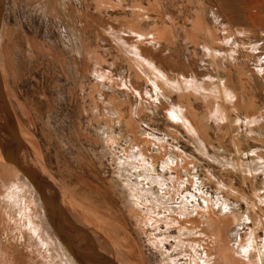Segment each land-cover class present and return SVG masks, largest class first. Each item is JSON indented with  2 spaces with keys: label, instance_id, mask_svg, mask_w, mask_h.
<instances>
[{
  "label": "rangeland",
  "instance_id": "1",
  "mask_svg": "<svg viewBox=\"0 0 264 264\" xmlns=\"http://www.w3.org/2000/svg\"><path fill=\"white\" fill-rule=\"evenodd\" d=\"M0 4V71L22 155L70 216V225L60 218L67 234L70 227L91 238V258L75 242L79 257L93 264H264V131L249 117L261 115L264 127V0ZM242 27L259 35L245 37ZM211 31L231 39L216 42ZM206 47L226 56H210ZM147 62L199 91L163 80L157 88ZM225 87L239 100H227ZM0 106V264H79L39 193L4 158L15 136L1 96ZM175 107L185 108L190 126L170 116ZM197 206L205 217L184 233L190 244L169 224L180 207ZM249 238L263 256L245 263L239 250Z\"/></svg>",
  "mask_w": 264,
  "mask_h": 264
},
{
  "label": "bare ground",
  "instance_id": "2",
  "mask_svg": "<svg viewBox=\"0 0 264 264\" xmlns=\"http://www.w3.org/2000/svg\"><path fill=\"white\" fill-rule=\"evenodd\" d=\"M1 1V0H0ZM1 5V4H0ZM2 7H3V5H2ZM0 30H1V28H0ZM231 30V29H230ZM239 30V29H238ZM213 31V30H212ZM211 31V35H214L213 37H215V41L217 42V41H219V43L220 42H222V43H227L226 41H228V40H230L231 39V36L230 37H225V39L224 40H220V39H218V37L215 35V32H212ZM132 32V31H131ZM228 32V31H227ZM239 32L240 33H242V34H244L245 35V37L247 36H250V35H252V33H254L255 34V36H257V35H259V29H257L256 30V28H254V29H247V30H245V29H243V27L239 30ZM135 32H133V34H134ZM136 33H137V35H139L140 37H145V39H147L146 38V36L148 35H146V36H143V34H141V33H139V31H137L136 30ZM225 33V32H224ZM264 33V32H263ZM155 33H153V35H154ZM261 36V35H260ZM151 36H149V38H150ZM152 38V37H151ZM156 38V37H155ZM138 39V38H137ZM154 39V38H153ZM140 40V39H139ZM141 41H142V39H141ZM227 45V44H226ZM228 46V45H227ZM133 47V46H132ZM138 47V46H137ZM251 47V46H250ZM136 48V47H135ZM211 48V47H210ZM210 48H208V47H206V51L209 53V55L210 56H214V57H216V58H218V57H222V56H226V53H224V52H221V51H216V50H213L212 48L210 49ZM260 48V46H258V44H254L253 45V47L251 48L252 49V51H257V49H259ZM139 49V48H138ZM133 50V54L137 57V58H139L141 55H139V53H138V51L136 50V49H132ZM143 51V50H142ZM259 51V50H258ZM140 53H141V51H140ZM144 54V53H143ZM228 54V53H227ZM143 58V57H142ZM140 59V58H139ZM219 59V58H218ZM144 60V59H143ZM141 61V60H140ZM140 61H138V62H140ZM150 61V60H149ZM261 63H262V61H260ZM147 65H148V68H149V71H151L152 72V76H153V79H152V82L155 84V86L157 87V88H160V89H162L161 88V86L157 83L158 81L159 82H162V80L163 81H165V83H166V85L167 86H169V87H173V89H175V90H177V91H181V90H183V89H185L186 90V88L185 87H187V88H189L190 90H198L199 91V89H197L196 87H195V84L194 83H191V82H188V81H185L184 82V86H182V84L180 83V82H178V81H173V80H170L169 78H168V76L161 70V69H159V68H157L156 66H155V64L154 63H151V62H147ZM141 66H142V64H141ZM146 66V65H145ZM145 68V67H144ZM146 68H147V66H146ZM146 68H145V70H146ZM261 74H263L262 73V69H257ZM144 72V71H143ZM150 72V73H151ZM1 76H2V74H1ZM151 78V77H150ZM2 79H3V76H2ZM3 83H4V81H3ZM223 85H224V83H223ZM222 85V86H223ZM199 87V86H198ZM215 88V87H214ZM221 88V87H220ZM218 90V89H217ZM216 89H213V90H211V92L212 93H216V92H218ZM222 90V89H221ZM221 90H219V91H221ZM163 91V90H162ZM165 91V90H164ZM223 91V90H222ZM224 94H225V96H226V98H227V100H229L231 103H235V101H237V100H239V94H236L234 91H232L231 89H229V88H224ZM217 96V95H216ZM234 105V104H233ZM218 107V106H217ZM178 108H180V107H178ZM218 111V110H217ZM0 112H3V109H2V107L0 106ZM218 113H219V111H218ZM2 116V117H1ZM1 116H0V121H1V119H5V117L1 114ZM170 116H172V117H174L176 120H177V122L179 121V122H182V123H185L186 125H188V126H190L189 125V120H188V118H187V116H186V113H185V108L184 107H181L180 109H177L176 107L175 108H173L172 110H170ZM219 116V115H218ZM259 116H261V115H259ZM259 116H256V115H251V116H249L250 117V123L251 124H259V125H261V126H258V127H260V133L261 132H263L264 131V127H263V125L260 123L261 121H262V118L260 119V117ZM226 120V119H225ZM224 120V121H225ZM240 121V120H239ZM6 127H8V129H9V126H6ZM187 127V126H186ZM193 127V126H192ZM189 129V131H191V132H194L193 131V129L191 128V127H189L188 128ZM197 130V129H196ZM0 131H3V132H5L6 130H5V127L2 125V127L0 126ZM11 131V130H10ZM196 133V132H195ZM3 135V134H2ZM196 135H198V133L196 134ZM151 138H153V137H151ZM24 145V144H23ZM1 151V150H0ZM23 152L25 151V150H22ZM26 151H27V149H26ZM23 152H21V156H20V164L22 165V166H24V167H26V168H31V166L33 165V160L31 159V158H29L28 156H26L25 154L24 155H22L23 154ZM184 152V151H183ZM29 154H30V152H29ZM23 156H24V159H22L23 158ZM138 156V155H137ZM140 157V156H139ZM138 158V157H137ZM141 161V160H140ZM144 161V160H143ZM38 164V163H37ZM40 164V163H39ZM169 165V164H168ZM38 166V165H37ZM33 167V166H32ZM41 168V167H40ZM43 168V167H42ZM40 169V170H42V171H45L44 169ZM33 169H34V167H33ZM32 170V169H31ZM34 171H35V169H34ZM33 171V172H34ZM49 176V175H48ZM50 182V181H49ZM45 184V183H44ZM35 189V188H34ZM36 190V189H35ZM34 191V190H33ZM43 191H44V193H45V195L49 198V200H51V201H53L54 199H55V197L53 196V194H52V192H51V190L50 189H43ZM30 192V191H29ZM135 200L139 203V205L141 204V203H144V201H143V198H142V196L140 197L139 195H137V194H135ZM135 203V202H134ZM196 209L194 210V211H192V212H190V211H188V210H186V208L183 210L181 207L179 208V210H178V212L177 213H174V217L170 220V224H169V227H177V229H178V231H179V233H180V238H182V240H184V241H190V240H187V239H185V237L184 236H186V235H184V233L185 232H187L186 230H192V229H196L197 228V226H198V224H199V221H200V219L201 218H204L205 217V213L202 211V212H200V206H197V207H195ZM35 212V211H34ZM182 212L183 213H185L186 215L184 216V217H181L180 215L182 214ZM64 213V212H63ZM257 213V212H256ZM151 214V213H150ZM66 215H67V213H66ZM31 216V215H30ZM63 217H62V219H63V221L65 222V224H68V225H70L71 224V219H70V216L69 215H67V216H65V213L62 215ZM32 217V216H31ZM154 217V216H153ZM156 217V216H155ZM154 217V218H155ZM34 218V217H33ZM148 218V217H147ZM153 218V219H154ZM30 219V218H29ZM35 219V218H34ZM211 219V218H210ZM31 221H32V219H31ZM63 222V223H64ZM37 223V222H36ZM86 225V224H85ZM33 226V225H32ZM33 228V227H32ZM38 228H40L39 226H38ZM68 228V232H69V234L68 235H70V238H71V243L73 244V249L75 250V252L76 253H78V254H80V255H82V253H80L79 251H77L76 249H75V245H77V244H75V242H79V245H84V250L85 249H87V250H85L87 253H89V258H91L90 257V255H91V249H90V243H89V241L91 240V238H89L88 236H85L84 234L82 235V236H80V235H76L75 236V233H74V230L72 229V228H70V227H67ZM35 229V228H34ZM40 230V229H39ZM71 230V231H70ZM87 231V230H86ZM196 232H198V230H194V231H191V236L192 237H194V238H196V239H198V236L199 235H197V233ZM90 233V232H89ZM88 233V234H89ZM96 234V233H95ZM38 235V234H37ZM89 236H91V234H89ZM179 237H178V239H179ZM191 237V238H192ZM216 237V236H215ZM75 238V239H74ZM85 238V239H84ZM41 239V238H40ZM39 239V240H40ZM87 239V240H86ZM214 239V238H213ZM42 240V239H41ZM89 240V241H88ZM181 240V241H182ZM92 241V240H91ZM183 242V241H182ZM193 242H195V241H192L191 240V243L190 244H193ZM206 242H209L210 244H211V240L209 239L208 241H206ZM40 243H42V241L40 242ZM43 243H45V242H43ZM102 243V242H101ZM45 245H46V243H45ZM78 246V245H77ZM79 247V246H78ZM81 247V246H80ZM79 247V248H80ZM82 251V250H81ZM90 251V252H89ZM260 251H262L263 252V250H262V248H260L259 247V245L255 242V240L253 239V238H249V240L247 241V243H246V245H244L243 247H242V249L241 250H239V255H241L242 257H244V262L246 263H249V261H246V260H250V258L254 255V254H259V256H263V255H261L260 254ZM49 252V251H48ZM254 257V256H253ZM76 259V258H75ZM80 259L84 262V263H86V264H93V262H90V260L89 259H85L83 256H80ZM76 261H77V259H76ZM78 262V261H77ZM103 262V261H102ZM105 262V261H104ZM206 262V261H205ZM79 263V262H78ZM207 263V262H206ZM80 264V263H79ZM251 264V263H250Z\"/></svg>",
  "mask_w": 264,
  "mask_h": 264
},
{
  "label": "water",
  "instance_id": "3",
  "mask_svg": "<svg viewBox=\"0 0 264 264\" xmlns=\"http://www.w3.org/2000/svg\"><path fill=\"white\" fill-rule=\"evenodd\" d=\"M0 28H1V21H0ZM0 96H1V102L4 105L7 115L9 117V120H10L11 130L15 136V146L12 152L5 150L4 147L2 148L4 158L7 161L16 165L19 168V170L22 172V174L34 186L36 191L39 193L41 200L43 201V204L47 211V215L49 216V219L51 221V225L56 231L58 237L64 242L68 251L77 259V261L80 264H86L80 259L78 254L73 249V244L71 243V239L69 235L67 234L63 226V223H61L60 218L62 217V214H63L61 207L57 204L55 205L53 201L49 200V198L45 195L43 191V187H42L43 185L42 179L35 172L31 171L29 168H26L20 164V156L23 150V140H22V137L19 131L17 120L15 118V115L11 109L10 103L6 96L5 87H4L3 79L1 76V71H0Z\"/></svg>",
  "mask_w": 264,
  "mask_h": 264
},
{
  "label": "crops",
  "instance_id": "4",
  "mask_svg": "<svg viewBox=\"0 0 264 264\" xmlns=\"http://www.w3.org/2000/svg\"><path fill=\"white\" fill-rule=\"evenodd\" d=\"M231 23H233V22H231Z\"/></svg>",
  "mask_w": 264,
  "mask_h": 264
}]
</instances>
